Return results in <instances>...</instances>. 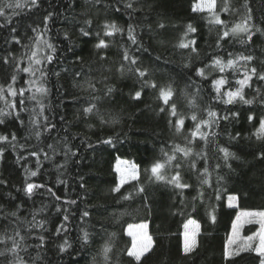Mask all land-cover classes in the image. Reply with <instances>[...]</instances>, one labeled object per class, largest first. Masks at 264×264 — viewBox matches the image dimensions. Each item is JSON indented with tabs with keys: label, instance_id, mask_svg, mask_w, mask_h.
I'll use <instances>...</instances> for the list:
<instances>
[{
	"label": "trees",
	"instance_id": "trees-1",
	"mask_svg": "<svg viewBox=\"0 0 264 264\" xmlns=\"http://www.w3.org/2000/svg\"><path fill=\"white\" fill-rule=\"evenodd\" d=\"M197 2L38 0V6L29 4L18 9L19 15L11 16V23L0 27V85L5 89L12 83L13 75V87H30L29 75L20 69L29 65L27 57L34 50L38 35L56 48L50 64L44 61L37 66L48 72L44 115L54 128H41L42 135L36 138L29 134L34 131L29 115L35 102L26 100L28 110L19 112L24 121L21 125L16 119L19 97H8L9 101L16 99V111L0 101V108L12 111L0 124V135L11 138L15 133L17 137L11 143H0L4 149L0 156V233L14 236L20 231L24 237L21 249L27 250H19V256L28 264H105L101 251L105 242L112 248L108 264H135L127 256L132 243L127 227L140 222L148 223L154 241L153 250L142 264H260V257L252 251L226 260L224 249L239 210H264V139L254 134L264 119V81L253 76L250 86L244 88L245 99L253 100L252 104L239 99L226 104V96L217 99L213 81L225 78L228 83L221 92L234 91L245 67L264 72V0H217L216 11L225 25L210 23L207 12H194ZM128 3L133 7H126ZM225 7L228 11H222ZM248 9L252 40L242 44L240 40L246 41V35L234 37L231 33L220 39L224 31L249 14ZM45 17L49 19L45 21ZM106 22H114L124 31L107 36L103 27ZM161 22L164 28L158 27ZM189 24L196 32L185 36ZM129 25L135 29L137 44L128 39ZM81 29L89 34L84 35ZM101 39L107 47H96ZM189 39H195L196 52L191 46L179 47ZM125 51L130 58H137L136 65L123 60ZM46 52L52 54L50 50ZM45 54L39 53L41 57ZM240 54L252 55L254 59L239 61L236 68L223 73L212 66L214 58L226 62ZM121 65L123 72L119 70ZM136 67L148 71L144 79L155 81V89L142 86L137 74L129 71ZM200 68L205 69V77L196 75ZM168 85L174 95L165 105L159 90ZM108 88L113 91L108 93ZM138 90H142V95L135 100L132 97ZM29 95L31 92L25 93V97ZM91 104L96 109L85 114L83 109ZM172 104L176 106V116L171 115ZM209 109L217 113L218 119L211 128H201L209 133L207 141L199 135L193 138L196 123L208 118ZM193 114L197 121L191 119ZM101 117L108 122L102 123ZM113 119L118 122L113 124ZM178 119L184 120L179 131L175 123ZM40 123L44 124L42 117ZM109 138L111 144L102 142ZM177 145L191 148L192 154L184 157L175 151ZM219 147H227L236 158L225 162ZM33 151L38 157L30 155ZM165 152L177 158L166 166V177L170 179L179 171L180 182L190 187L176 188L150 179L151 165L163 162ZM119 158L132 160L138 166L139 179L130 180L114 192L112 189L119 183L115 168ZM176 163L180 164L178 169ZM204 168L209 174L207 184L201 183ZM32 171L37 175L31 176ZM26 183L44 187L34 189L29 196L24 191ZM139 187L145 191L139 192ZM230 195L237 197V206L227 203ZM126 196L129 198L124 199ZM84 211L90 215L84 217ZM12 212L17 215L12 216ZM33 214L36 221L30 224ZM189 219L198 222L199 232L197 248L185 254L183 232ZM40 221L44 222L43 227L35 226ZM255 229V225H247L244 233ZM85 231L89 233L87 242L83 239ZM40 236L44 237L42 246ZM65 240V250L60 251ZM11 245L10 239L0 243V251H5L0 264L14 259L7 251Z\"/></svg>",
	"mask_w": 264,
	"mask_h": 264
},
{
	"label": "snow or ice",
	"instance_id": "snow-or-ice-1",
	"mask_svg": "<svg viewBox=\"0 0 264 264\" xmlns=\"http://www.w3.org/2000/svg\"><path fill=\"white\" fill-rule=\"evenodd\" d=\"M227 3V0H226ZM29 4L33 7L38 6V0H0V18L3 19L4 23L0 24V27H5L8 23H11V16L19 15V12H17L18 9H23ZM128 8H132V3H128L126 5ZM217 7V0H198L196 4L193 5V11L194 12H207L210 16V23H215L218 25H225L226 22L223 21L220 18L219 13L216 11ZM245 7H247L245 5ZM10 10V11H9ZM222 11H228V8L225 7L222 9ZM248 15L245 16L244 19H242L240 22L235 23L230 30H226L223 32V35L220 37V39L226 38L231 33L232 36H239L240 34H245L247 37V40H240V43H246L250 42L252 40V33L251 29L253 27L252 24H250V21L252 20L251 16V9H248ZM51 14H49L50 16ZM49 17H45V21H47ZM88 24H91V21H87ZM105 29V35L112 36L116 33H122L124 29L119 27L116 23H105L103 25ZM158 27L164 28V23H159ZM13 32L16 30L13 28ZM35 31V29H33ZM84 35H88L89 33L81 29ZM257 31H260V29H257ZM195 33L196 28H194L191 24L187 25V32L185 33V36L188 35V33ZM128 39L133 43L137 44V37L135 35V29L132 27V25L128 26L127 30ZM67 38V35H66ZM15 39V37H14ZM16 43H20L18 39H15ZM196 41L195 39H189L187 42H181L179 44V47L187 49L191 46V50L193 52H196L197 49L195 48ZM43 45V47H41ZM107 43L104 40H100L99 43L96 45L97 48H103L107 47ZM219 46V42H218ZM142 48V45H140ZM46 50H50V53L47 54ZM46 53L41 57L39 53ZM56 52V48L53 44L49 43L47 40L42 39V36H37L35 38V46L34 50L31 51V54L27 57L29 60V65L27 67H24L23 69H20V71L27 73L29 75V80L27 83L30 85L28 89L25 88H15L13 85L16 82V76L13 75L11 77L12 83H10L7 86V89L3 85H0V101H4L8 108H10L13 111L17 110V101L16 99H12L11 101L8 100V97L16 98L19 97V111H16V119L19 120L20 124L23 125L24 121L20 118L19 112L20 111H26L28 110L26 107V100L28 102H35L33 107L30 109V115H29V124L32 126L33 130H30L29 134L34 135L36 138H40L42 135L41 128H43L44 131H50L51 128H54L55 125L50 124L48 121V117L44 115V111L46 108V105L44 103L45 99L48 95V88L46 87V79L48 76V72L42 68L37 67L39 65H42L44 61L47 63H51L54 59V53ZM229 57L232 56L231 53L228 54ZM254 59L252 55H243L240 54L236 58H229L226 62H224L221 58H214L212 61V66H215L219 72L223 73L225 69H234L236 68L239 61H245V62H251ZM123 60L129 61L131 65L137 64V58L136 57H129V54L127 51H125L123 55ZM5 63L8 62L7 58L4 60ZM207 67V66H206ZM124 66L121 65V68L119 69L121 72H123ZM129 71H134L138 78L142 80V86L151 87L155 89L157 87L155 81H149L147 79H144L148 76V71L146 69H142L140 67L136 68H129ZM37 73L39 75L37 76ZM57 76H59V73H56ZM79 75V73H77ZM196 75L205 77V69L200 68L196 70ZM242 79L236 80V84L239 85V87H236L235 90L229 89L226 92H221V88L223 85L227 84L228 81L225 78H219L213 81V84L215 85V91L217 93V99H221L222 97H227L226 100H224V103L226 104H232L234 101L239 99L245 104H252L253 100L251 99H245L244 96V88L246 86H250V81L252 80L253 76H257V78L261 81H264V72L258 73L257 69L255 67H252L250 70L246 67L244 68L242 72ZM90 88H94V85L89 83L88 85ZM34 89V91H33ZM7 91V95H5V92ZM108 93H111L113 90L112 88H108ZM26 92H31V95L25 97ZM142 95V90H138L134 93L133 99L139 100ZM174 95V91L171 87V85H168L166 87H161L159 90V98L163 100L164 104L167 105L169 103L170 98ZM194 102V101H190ZM94 109H96L95 104H91L88 107H85L83 109V112L85 114H91L93 113ZM161 112L164 111V108L162 107L160 109ZM170 112L172 116H176V106L174 104L171 105ZM12 115V111H5V109L0 108V124H4L7 117ZM235 115V114H233ZM43 118L44 124L42 125L40 123V118ZM207 119H200L198 123L195 125V131L192 132V137L195 138L197 135H199L200 139L207 141L209 133L208 132H202V127L211 128L213 123L215 122V119H218L217 113L212 110H207ZM191 119L193 121H197V116L193 114L191 116ZM224 119H227V117H224ZM252 117H249V120H251ZM102 123H107L108 121H105L103 117H101ZM113 124L117 123L118 121L116 119H113L111 121ZM172 121H170L171 123ZM176 126L177 131H179L183 124V119L176 120ZM258 139H264V119L260 120L259 127L257 128L256 132L254 133ZM214 135V133L212 134ZM239 135V134H237ZM17 137L15 133L11 134V138L7 135H0V143H11V141H16ZM103 143L111 144L112 140L109 138L108 140L102 141ZM15 147V145H13ZM23 147V146H21ZM49 148H52V145H48ZM218 150L223 153V158L225 162H227L230 158L235 159V153L231 152L227 147H219ZM69 151H71L69 149ZM175 151L183 153L184 157H189L192 154L191 148H181L180 146H175ZM4 153V149L0 148V156H2ZM67 155V153H65ZM75 155V153H72ZM32 156L38 157V153L33 151L30 153ZM164 157L166 159L163 162L156 161L154 162L150 167V179H154L156 181H165L169 184L174 185L176 188H188L190 185L181 183V177L179 171H177L174 175L171 176V178H167L164 174L166 166L171 163L172 161H175L177 158L175 155H169L167 152L163 153ZM197 156H200V153H196ZM264 155V153H262ZM45 158H48L47 153H44ZM203 159V157H201ZM191 166L193 169H195L196 164L195 161L191 162ZM226 166L231 168V164H227ZM175 167L178 169L180 167L179 163H176ZM217 168L220 167L219 164L216 165ZM117 172H120V168L117 167ZM37 172L32 171L31 176H36ZM208 169L204 168L203 170V176L204 178L201 180L202 184L208 183ZM139 174L137 171V166H133L131 172L128 174H121L119 183L112 189L114 192H119L121 187L128 183L130 180H138ZM220 179H223L221 177ZM83 187V185H81ZM38 187H44V185H37L34 183H26V186L24 188V191L26 194L31 196L33 193V190ZM139 192H144L145 189L143 187L138 188ZM49 192H51V189H49ZM54 195V193H53ZM57 199H60L59 197H56ZM129 197H124V199H128ZM230 199H235V197H231ZM71 203H75V201H71ZM12 216H16V212L11 213ZM84 217H87L90 215L88 211H84L82 214ZM6 218V217H5ZM65 220L68 219L67 216L64 217ZM212 220H215V216H212ZM36 221V215L33 214V220L28 223H34ZM43 221H40L38 223H35V226L37 227H43ZM251 224V223H257L259 224L258 231L254 232L252 235L247 237H241L240 236V229L244 224ZM189 225L194 226V230L189 233L185 232L184 234V242H183V252L185 254H190L195 251L197 248V240L196 236L198 235L199 231V224L192 219L188 220V223L185 225V228L187 229ZM133 227H135L136 231H133ZM147 224H139L136 226L129 225L127 234L132 237V243L131 247L128 248L127 256L132 259V261L135 262V264H142V259L146 256V254L150 253L154 248V241L153 238L148 234L147 232ZM60 229H57V232H59ZM16 237H19L20 239L17 240ZM6 239H10L12 241V245L10 248L7 249V251L11 252L14 256V259L12 261H9V264H28L27 261L23 259V257L19 256V250L26 251L27 249H21V242L24 240V237L21 235L20 231L17 230L15 232L14 236H8L6 232L0 233V243H4ZM41 241V245H43L44 237H39ZM83 239L85 242L89 240V233L84 232ZM258 241V242H257ZM254 242H256L254 244ZM67 241L65 240L64 245L60 246V251L65 250V245H67ZM235 245V248H232V246ZM102 255L105 264H108L110 260L109 254L112 251V248L108 242H105V244L102 246ZM255 252L258 257H260V264H264V211H245L241 212L237 215L235 221L232 225V235L228 238L225 249H224V257L225 259H230L233 256L240 255L241 252ZM5 251H0V256H4Z\"/></svg>",
	"mask_w": 264,
	"mask_h": 264
},
{
	"label": "rangeland",
	"instance_id": "rangeland-1",
	"mask_svg": "<svg viewBox=\"0 0 264 264\" xmlns=\"http://www.w3.org/2000/svg\"><path fill=\"white\" fill-rule=\"evenodd\" d=\"M137 166L132 160H128V159H124V158H119L118 160H117V163H116V166H115V168L117 169V167H119L120 168V172H117L118 173V176H119V179H120V176H121V174L123 173V174H128L129 172H131V170H132V167L133 166ZM117 171V170H116ZM137 171H138V174H139V169H138V166H137ZM231 197H235V199H230ZM227 203L229 204V205H231V206H237V197L236 196H234V195H230L229 197H228V200H227ZM245 211H253V210H244V209H242V210H239L238 211V213H237V215L239 214V213H241V212H245ZM255 211H264V210H255ZM237 215H236V217H237ZM236 217H235V219H236ZM235 219H234V221H235ZM192 220H194V219H192ZM196 221V220H195ZM233 221V222H234ZM197 222V221H196ZM147 224V226H148V223L147 222H140V223H133V224H130V225H132V226H136V225H139V224ZM188 223V222H187ZM198 223V222H197ZM255 225L256 226V229H255V231H253V232H251V233H249V234H245L244 233V230H245V227L247 226V225ZM232 225H233V223H232ZM128 228H129V225H128V227H127V232H128ZM258 229H259V224H257V223H251V224H248V223H246V224H244L243 226H242V228L240 229V236L241 237H247V236H250V235H252L254 232H256V231H258ZM194 230V226L193 225H189L188 226V228L186 229V228H184V232H183V238H184V234H185V232L187 231V232H189V233H191L192 231ZM133 231H136V229H135V227H133ZM147 232H148V234H149V231H148V227H147ZM199 232V231H198ZM150 235V234H149ZM232 235V228H231V232H230V235H229V237ZM132 238V237H131ZM258 242V241H257ZM256 242H254V244H255ZM236 246L235 245H233L232 246V248H235Z\"/></svg>",
	"mask_w": 264,
	"mask_h": 264
}]
</instances>
